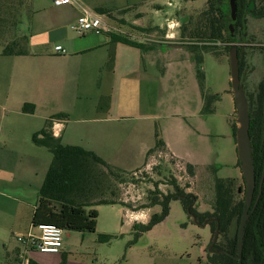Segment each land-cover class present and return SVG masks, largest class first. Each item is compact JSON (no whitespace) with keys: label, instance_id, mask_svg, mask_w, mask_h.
<instances>
[{"label":"crops","instance_id":"crops-1","mask_svg":"<svg viewBox=\"0 0 264 264\" xmlns=\"http://www.w3.org/2000/svg\"><path fill=\"white\" fill-rule=\"evenodd\" d=\"M169 3V7H176L173 0ZM26 7L27 15L31 14V4ZM20 8V0L7 4L9 15L15 14L19 23L23 12ZM129 9L127 0H95L92 5L79 0L77 5L63 7L52 3L32 21L30 29L35 36L30 39L20 32L28 40L27 55L0 54V163L8 165L7 173L0 174V185L8 186L16 201L6 210L11 228H0L5 231L0 234L1 241L20 232L40 235L33 226V217L53 155L36 147L32 137L44 130L55 115L67 116L52 119L49 128L64 145L93 151L125 172H135L150 162L157 131L166 145L159 154L192 165L195 171L203 166L192 152L181 147L187 144L186 137L195 133L188 120L207 117L202 114L204 99L189 47L192 44L175 42L179 32L169 29L173 22L169 18L160 25L158 5H151L148 12L136 11L130 19L117 15ZM85 10L99 15L111 32L75 34L72 26ZM171 33L172 40L168 38ZM121 39L142 44L143 48L126 45ZM57 46H62L66 54H59ZM161 46L169 48L161 53L165 49ZM185 49L189 60L161 59L162 54ZM226 94L234 116L237 109L233 91ZM179 98H184L183 104L175 103ZM38 110L41 115L34 119ZM161 114L171 120L159 129ZM4 152L9 156L4 157ZM236 153L235 177L229 179L242 185L237 143ZM8 255L22 258L19 250Z\"/></svg>","mask_w":264,"mask_h":264},{"label":"rangeland","instance_id":"rangeland-1","mask_svg":"<svg viewBox=\"0 0 264 264\" xmlns=\"http://www.w3.org/2000/svg\"><path fill=\"white\" fill-rule=\"evenodd\" d=\"M11 0H0V26L4 28L0 38V54L5 46L3 33L6 32V14L2 12ZM92 5L95 0H83ZM131 9L119 12L117 15L134 18L136 11L148 12L151 5H158L161 11V22L169 18L178 23L179 34L175 42L206 44L202 39V13L207 9L208 0H173L176 7H169V0H127ZM260 3L262 0H254ZM31 4L32 12L27 15L26 6ZM135 6V4H137ZM143 3V4H142ZM4 4V5H2ZM23 11L22 21L17 26L18 32H23L31 39L33 33L31 23L40 11L52 6L51 0H20ZM25 4V6H23ZM171 14V15H170ZM248 39L254 40L257 47H246L244 64L243 86L246 92L254 93L264 74L263 60L258 44L263 39L264 20L248 17L246 23ZM2 30V29H1ZM76 34V33H75ZM35 36V35H34ZM45 38H42V40ZM220 44V43H218ZM216 52H203L202 71L205 75L206 92L210 96H219L213 104L216 109L213 115L206 118L189 121L195 127V133L186 137L187 144L181 146L195 155L196 161L203 165L197 169L194 176L179 172L164 156L156 157L155 164L130 173L126 181L118 186L116 193L124 201L127 210L122 205H101L96 209L99 212L98 225L95 233H78L64 231L63 252L58 255H43L28 249L18 242V237H25V232L18 236L0 240V264H27L30 260L39 264H212L210 261L214 235L210 225H200L185 211L180 201H174L170 206L169 216L153 230L143 233L135 229V225L148 224L152 215L162 213V208H146L160 193L168 194L180 186L186 193L197 197L196 209L200 213H213L214 209V182L215 179H229L235 177L234 158L236 156V140L234 138L233 123H237V113L231 115L229 96L226 91L232 92V77L230 54L224 47L217 46ZM254 46V45H253ZM161 53L169 47L161 46ZM190 48L193 46L189 45ZM192 50V49H191ZM189 51L162 54V60H189ZM232 96V95H231ZM175 103H184L179 98ZM41 111L36 112V117ZM161 114L157 121L160 127L170 123ZM8 157L6 152L2 153ZM52 156V155H51ZM53 158V156H52ZM152 161V159H151ZM152 161L151 163H153ZM140 165L138 167H142ZM8 165L0 163V174H6ZM244 184V182H243ZM0 187V228H11L8 224L6 210L16 204L15 198L8 192V186ZM0 185V186H1ZM243 198L244 195L240 196ZM5 231L0 229L2 235ZM221 241L220 235L218 242ZM216 243V244H217ZM21 251L22 258L16 259L8 255L9 252ZM214 250V249H212Z\"/></svg>","mask_w":264,"mask_h":264},{"label":"trees","instance_id":"trees-1","mask_svg":"<svg viewBox=\"0 0 264 264\" xmlns=\"http://www.w3.org/2000/svg\"><path fill=\"white\" fill-rule=\"evenodd\" d=\"M237 4L238 20L234 23L231 18L232 9L229 0H208L207 9L202 13L203 25L200 30L203 31L202 40L206 44L198 46L197 43H194L191 45L193 46L191 48L193 60L197 68V79L204 99L203 116L212 115L214 113L213 104L219 100L218 95L210 96L206 92L205 75L201 67L203 52L215 53L217 47L214 44L220 43L221 47H224L230 54L231 49L236 46L239 50L243 83L246 57H242V54L246 55V47H257L254 40L248 39L245 26L248 17L264 20V0L260 3H256L254 0H237ZM4 6L2 12L4 11L7 19H5L6 32L3 33L5 46L2 55H27L28 40L26 37H21L17 30L19 22L16 20V15H9L7 5ZM99 11L101 14L106 13L104 10ZM231 25L234 30L231 29ZM3 29L0 26V38ZM120 41L135 48H143L142 44L129 39ZM258 45L264 67V34ZM246 96L249 103L251 148L257 181L254 203L259 196L260 198L246 225L241 264H264V181L262 183L264 177V74L257 90L254 93L246 92ZM66 117L65 114H59L52 119ZM52 119L47 122L44 130L35 133L32 137V142L36 147L47 149L53 155L52 163L39 193L33 226L38 229L43 225H54L63 231L95 233L99 219V212L94 209L95 207L122 205L124 208H128L116 191L118 186L126 181L125 177L130 173L107 163L93 151L64 145L62 140L56 138L49 130ZM232 128L236 140L238 125L233 123ZM165 149V142L160 132L157 131L156 144L150 150L149 157L153 153L164 152ZM239 165L241 166V162ZM187 169L189 174L194 176L196 172L194 166L187 165ZM243 182L244 184L241 185L235 179H215L213 213H200L195 207L197 197L186 193L184 188L175 186L174 192L160 193V197L157 196L149 206H146V208L160 207L162 213L152 215L148 224H137L134 228L140 229L143 233L150 232L169 216L171 203L180 201L190 217L200 225L211 226L214 236L219 229L221 241L215 244L214 250L211 251V263L240 264L238 259L239 228L246 205L244 178ZM242 195L244 197L240 198ZM28 264L39 263L30 260Z\"/></svg>","mask_w":264,"mask_h":264},{"label":"water","instance_id":"water-1","mask_svg":"<svg viewBox=\"0 0 264 264\" xmlns=\"http://www.w3.org/2000/svg\"><path fill=\"white\" fill-rule=\"evenodd\" d=\"M229 1L232 9L231 18L235 23L238 20L237 0H229ZM231 29L234 30L232 25H231ZM230 65H231V77H232V82H231L232 91L236 102L237 117H238L237 123L239 124L236 134V143H237L239 159L241 162V170H242L243 178L246 183V195H245L246 205L240 223L239 238H238V253H239L238 259L241 264L246 225L251 217V214L257 207L260 196L254 203L257 181H256L255 163L253 160V154L251 148V137H250L251 119L249 113V103L241 80L239 50L236 46L233 47L230 51ZM263 181H264V177L262 183ZM262 183H261V189H262ZM218 237H219V229L217 230L214 236L211 251L214 245L217 243Z\"/></svg>","mask_w":264,"mask_h":264},{"label":"built area","instance_id":"built-area-1","mask_svg":"<svg viewBox=\"0 0 264 264\" xmlns=\"http://www.w3.org/2000/svg\"><path fill=\"white\" fill-rule=\"evenodd\" d=\"M79 0H52V3L55 7H63V6H74L77 5ZM169 6H173L172 2L169 3ZM180 24L171 22L169 24V29L173 30L178 27ZM72 30L78 35H85L88 32H94L96 34H103L104 32H111L110 28L105 25L101 19V17L91 11L85 10L77 19V22L72 26ZM169 39H174V33L169 34ZM221 45V44H217ZM56 51L59 54H66V51L62 46H57ZM164 155L161 153L158 157L161 158ZM166 159L171 161L179 172L185 173V175H189L187 165L183 162L173 158L166 157ZM152 161L156 159V157L151 158ZM150 160L148 164V168L155 164ZM40 230L39 236L27 235L25 237H18V242L25 245L28 249H35L43 254H59L63 250V234L64 231L54 225H43L38 228Z\"/></svg>","mask_w":264,"mask_h":264}]
</instances>
